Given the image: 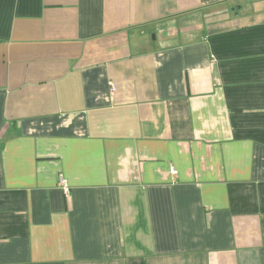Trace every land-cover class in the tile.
Returning a JSON list of instances; mask_svg holds the SVG:
<instances>
[{
    "label": "crops",
    "instance_id": "0c3cea01",
    "mask_svg": "<svg viewBox=\"0 0 264 264\" xmlns=\"http://www.w3.org/2000/svg\"><path fill=\"white\" fill-rule=\"evenodd\" d=\"M0 264H264V0H0Z\"/></svg>",
    "mask_w": 264,
    "mask_h": 264
},
{
    "label": "built area",
    "instance_id": "2783aa9c",
    "mask_svg": "<svg viewBox=\"0 0 264 264\" xmlns=\"http://www.w3.org/2000/svg\"><path fill=\"white\" fill-rule=\"evenodd\" d=\"M112 91H115V85H112V89H111ZM62 182L65 184V186H66V181L65 180H62Z\"/></svg>",
    "mask_w": 264,
    "mask_h": 264
}]
</instances>
